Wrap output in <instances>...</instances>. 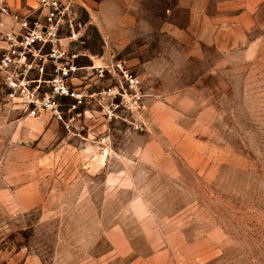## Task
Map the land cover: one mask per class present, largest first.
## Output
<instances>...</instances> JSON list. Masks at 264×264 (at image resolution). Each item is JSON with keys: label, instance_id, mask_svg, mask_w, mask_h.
Listing matches in <instances>:
<instances>
[{"label": "rangeland", "instance_id": "rangeland-1", "mask_svg": "<svg viewBox=\"0 0 264 264\" xmlns=\"http://www.w3.org/2000/svg\"><path fill=\"white\" fill-rule=\"evenodd\" d=\"M67 1L141 76V129L82 107L9 151L0 187L32 191L0 195V264H264V0Z\"/></svg>", "mask_w": 264, "mask_h": 264}, {"label": "built area", "instance_id": "built-area-1", "mask_svg": "<svg viewBox=\"0 0 264 264\" xmlns=\"http://www.w3.org/2000/svg\"><path fill=\"white\" fill-rule=\"evenodd\" d=\"M0 16L11 26L0 30V89L11 109L26 117L43 114L70 131L79 109L95 107L107 122L138 121L143 111V80L122 61L79 65L86 52L78 45L88 26L71 1L38 0L35 13L21 15L0 0ZM2 26V24H0ZM94 76L96 89L77 87L72 81ZM108 79V84H103Z\"/></svg>", "mask_w": 264, "mask_h": 264}, {"label": "crops", "instance_id": "crops-1", "mask_svg": "<svg viewBox=\"0 0 264 264\" xmlns=\"http://www.w3.org/2000/svg\"><path fill=\"white\" fill-rule=\"evenodd\" d=\"M11 11L26 15L35 13L38 0H4ZM0 30L7 29L11 26L8 18L0 16ZM91 24L88 22V25ZM88 60L81 59L79 65L86 66L91 64V59L95 65H103L111 61H103V58L92 50H84ZM83 62H86L85 64ZM77 87H88L96 89L100 86L94 76L82 77L72 81ZM59 130L68 133L63 125L52 120L48 115H41L37 118L26 117L21 112L11 109L5 104L2 93L0 94V166L5 164L4 159L9 155V151L15 152L12 156L17 161H24V158H32L51 147L58 137ZM26 159V158H25ZM16 160L14 162H16ZM27 181V180H25ZM24 181V182H25ZM20 183L0 187V195L15 192H25L28 188L21 187ZM12 186V187H11ZM21 194V193H20ZM26 264V263H25Z\"/></svg>", "mask_w": 264, "mask_h": 264}]
</instances>
